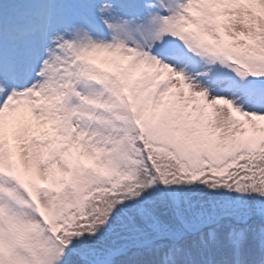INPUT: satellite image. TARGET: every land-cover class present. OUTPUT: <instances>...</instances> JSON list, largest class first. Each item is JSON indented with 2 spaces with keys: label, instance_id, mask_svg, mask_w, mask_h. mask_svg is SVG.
Masks as SVG:
<instances>
[{
  "label": "snow or ice",
  "instance_id": "obj_1",
  "mask_svg": "<svg viewBox=\"0 0 264 264\" xmlns=\"http://www.w3.org/2000/svg\"><path fill=\"white\" fill-rule=\"evenodd\" d=\"M0 264H264V0H0Z\"/></svg>",
  "mask_w": 264,
  "mask_h": 264
}]
</instances>
